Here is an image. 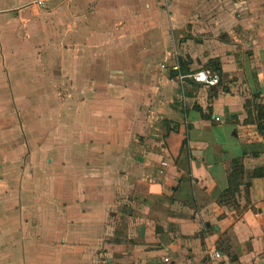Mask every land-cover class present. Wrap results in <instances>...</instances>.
Here are the masks:
<instances>
[{
    "label": "crops",
    "instance_id": "crops-1",
    "mask_svg": "<svg viewBox=\"0 0 264 264\" xmlns=\"http://www.w3.org/2000/svg\"><path fill=\"white\" fill-rule=\"evenodd\" d=\"M57 2L74 84L42 112L43 137L36 58L2 44L0 264H264V137L244 123L245 102L264 104V0ZM210 61L218 86L170 71Z\"/></svg>",
    "mask_w": 264,
    "mask_h": 264
},
{
    "label": "rangeland",
    "instance_id": "rangeland-1",
    "mask_svg": "<svg viewBox=\"0 0 264 264\" xmlns=\"http://www.w3.org/2000/svg\"><path fill=\"white\" fill-rule=\"evenodd\" d=\"M39 1L42 2V5L38 4ZM57 1L26 0L20 4L0 5V36H3V38L0 37L2 39H0V90L1 88L4 90L11 89L10 82L7 80L4 81V76H2V44L6 43L8 49L6 52L9 58L12 56L15 57L17 53L22 56L28 50L27 45H29V52L36 58L35 106L37 113L35 115V136L37 138L44 136L42 119L46 115L42 112L49 107L54 109L60 105V102L66 101V89L71 88L74 84L72 81L65 82V78L63 80V75L60 74V33L58 10H56L58 8ZM20 8L26 10L20 11ZM8 14L10 17H3V15ZM19 15L22 16L18 17ZM49 15H52L51 20ZM51 21L52 23H50ZM50 26H52L51 30L48 28ZM29 41H32V43L27 44ZM17 46H20L19 49H16ZM21 100L24 99L21 98ZM67 100L73 103L75 102L73 98ZM52 116L58 118L56 115ZM52 116L48 113L46 121H52L54 124L55 122ZM53 133H58V131H53Z\"/></svg>",
    "mask_w": 264,
    "mask_h": 264
},
{
    "label": "trees",
    "instance_id": "trees-1",
    "mask_svg": "<svg viewBox=\"0 0 264 264\" xmlns=\"http://www.w3.org/2000/svg\"><path fill=\"white\" fill-rule=\"evenodd\" d=\"M209 69L213 70L220 76V69L210 61L208 65ZM225 90V89H224ZM217 93L213 94V97H216ZM259 95L253 96L252 101L245 102V110L247 112V119L244 121L245 124H254L256 126L257 132L264 137V104L258 103ZM198 111L202 114L201 109L198 108ZM252 115H254L252 117ZM204 117V115H202ZM185 141H183V145ZM232 173L228 178V188L224 191L221 198L227 200L228 202L233 200L237 194H239V187L243 182L244 169L241 163L238 160H233ZM249 184L244 185V195L246 202H248L249 196Z\"/></svg>",
    "mask_w": 264,
    "mask_h": 264
},
{
    "label": "built area",
    "instance_id": "built-area-1",
    "mask_svg": "<svg viewBox=\"0 0 264 264\" xmlns=\"http://www.w3.org/2000/svg\"><path fill=\"white\" fill-rule=\"evenodd\" d=\"M38 4L42 5V2L39 1ZM160 68L163 70L166 67H165V65H161ZM179 70H180V66L177 63L174 64L173 66H171V69H170L171 72L176 73L175 76H173V79L174 80L176 79L179 82H182L185 79H189L195 83L203 84V85L208 86V87L218 86L221 82L220 76L209 68L201 69V70L196 71L194 73H191L189 75H182L179 72ZM215 121L219 122L220 120H219V118L216 117ZM161 167H166V164L164 162H162ZM159 173L162 175L163 169H161L159 171ZM208 255L211 258H215V259L220 258L219 253H217L216 251H209ZM161 264H169V259L168 258L162 259Z\"/></svg>",
    "mask_w": 264,
    "mask_h": 264
},
{
    "label": "water",
    "instance_id": "water-1",
    "mask_svg": "<svg viewBox=\"0 0 264 264\" xmlns=\"http://www.w3.org/2000/svg\"><path fill=\"white\" fill-rule=\"evenodd\" d=\"M141 231H142V234H143V229H141Z\"/></svg>",
    "mask_w": 264,
    "mask_h": 264
}]
</instances>
